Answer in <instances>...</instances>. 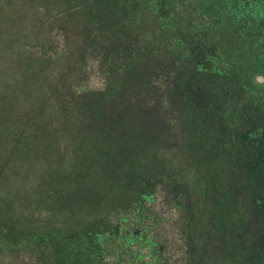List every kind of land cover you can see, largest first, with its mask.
<instances>
[{"label":"trees","instance_id":"1","mask_svg":"<svg viewBox=\"0 0 264 264\" xmlns=\"http://www.w3.org/2000/svg\"><path fill=\"white\" fill-rule=\"evenodd\" d=\"M32 1L48 10L26 20L39 24L34 39L17 38L0 16V41L16 46L26 74L40 72L57 92L90 102L95 90L83 86L95 64L105 89L116 93L106 101L119 112L130 108L121 103L125 96L132 97L127 106L149 97L154 108L169 99L186 119L191 157L204 152L208 161L219 151L241 163L242 173L248 167L252 179L253 172L264 173V0ZM12 116L0 109L1 147L13 130L28 131L18 130ZM139 184L124 207L111 209V222L13 252L11 264H194L199 257L190 260L186 251L196 243L174 248L153 208L160 195L163 207L181 216L183 236L190 222L202 225L210 217L173 188L167 173Z\"/></svg>","mask_w":264,"mask_h":264},{"label":"rangeland","instance_id":"2","mask_svg":"<svg viewBox=\"0 0 264 264\" xmlns=\"http://www.w3.org/2000/svg\"><path fill=\"white\" fill-rule=\"evenodd\" d=\"M0 6L1 23L19 39L37 33L39 24H29L28 17L48 13L42 1L0 0ZM15 50L0 41V109L12 113L18 130L25 125L28 131L18 136L13 130L0 145V264L55 235L73 237L111 222V209L141 191L140 179L164 173L173 188L189 195L191 206L199 204L210 217L202 225L190 222L183 236L181 216L163 207L158 195L153 209L174 248L196 243L186 251L190 260L199 257L194 264H264L262 171L252 179L248 167L242 173L241 163L219 151L208 161L204 152L191 157L186 119L175 115L169 99L154 108L149 97L127 106L132 97L125 96L121 103L130 108L121 113L106 101L116 93L105 89L94 64L83 86L95 90L92 100H75L51 88L40 72L26 74Z\"/></svg>","mask_w":264,"mask_h":264}]
</instances>
